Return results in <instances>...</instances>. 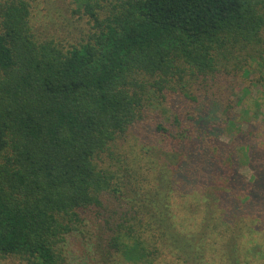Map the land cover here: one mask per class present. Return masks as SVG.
<instances>
[{
    "label": "trees",
    "instance_id": "1",
    "mask_svg": "<svg viewBox=\"0 0 264 264\" xmlns=\"http://www.w3.org/2000/svg\"><path fill=\"white\" fill-rule=\"evenodd\" d=\"M75 3L94 31L65 47L36 29L33 0L0 2V264H256L264 254L249 252L258 245L247 247L240 231L264 236V141L247 133L236 143L243 134L231 126L227 143L202 105L175 110L156 126L167 148L153 147L168 189L142 193L147 173L120 166L117 146L131 129L153 128L151 93L203 102L190 80L216 82L231 62L244 69L252 54L236 51L264 46V0ZM238 150L252 181L240 180ZM180 178L212 186L200 193L207 215L174 212ZM237 178L245 192L235 198Z\"/></svg>",
    "mask_w": 264,
    "mask_h": 264
},
{
    "label": "rangeland",
    "instance_id": "2",
    "mask_svg": "<svg viewBox=\"0 0 264 264\" xmlns=\"http://www.w3.org/2000/svg\"><path fill=\"white\" fill-rule=\"evenodd\" d=\"M1 1L5 0H0V2ZM75 1L76 0H33V24L42 36L56 38L55 41L65 47L78 44L88 38V35L94 31V22L90 16L85 13L84 9L75 13L79 8ZM262 38L264 39V31L262 33ZM236 54L239 56L252 54V58L255 59L249 58V64L244 69L239 68L231 62L223 69L226 74L224 73V75L220 76L216 82L211 80L203 81L202 79L189 81L187 91L196 96L201 94L204 100L203 102L201 99L196 102H192L190 99H188L189 101L182 99L181 103L178 105L176 103L177 99L172 100V94H168L169 92L167 91L164 92L162 97L156 92L154 95L151 93L147 104L148 111H146V113L148 116L146 118H148L147 122L150 123L148 128L151 124L153 128H150L151 130L146 132V124L142 127H135L122 137L117 146V151L120 156H122V161L118 163L120 166L124 167L128 165L129 167H134L137 169V174L140 175H142V172L147 173L146 177L148 184L145 183V181H140L142 178L140 180L138 179L136 183V185L138 184L137 186L141 188L139 192H154L157 189H168V186L165 187L166 184L160 179L164 160L158 153V148L153 147L161 146L164 149L167 148V144L164 143L160 133H155L157 130L156 126L160 121L170 122L175 110L187 111L189 106L195 105V103L197 105H202L207 111H210L209 113L211 116H214L211 121L213 124H216L215 127L218 128L219 132L221 131L222 134L224 133L221 138L227 143L232 144L230 142L232 138L227 135L231 132L229 128L231 126L234 129L231 135L235 134L236 136H240L243 134V139L239 137L236 143L240 140L244 141L245 138H249L247 137L248 134H250V138L257 140L258 143L264 141V80L261 71L262 66L261 68L259 66L260 63L264 62V46H262L260 50H256L255 47H250L247 52L241 53L236 51ZM186 78L188 79V76H186ZM178 92L181 97L184 98L186 92L180 90ZM164 96L167 97L165 98ZM231 101L233 104L230 103ZM226 110H228L227 113ZM226 116H229L233 121H228ZM248 125L249 127H247ZM156 134L157 136L155 137ZM154 141L156 143H154ZM236 143L233 144L236 145ZM260 150L264 152V148ZM237 152V156L241 158L240 164L237 166V171L240 172L241 176L240 180H244V182H247V180L252 181L253 172L247 167L246 161L243 159V153H241L240 150ZM124 153H126V155H123ZM180 154H182V152ZM220 154H224L223 159H225L227 155H231V153L224 152H220ZM124 158H126V160ZM193 170L197 172V166H194ZM261 171L264 172V165ZM218 176L221 177V175ZM181 180L182 178H180L179 183L177 181L176 186H174V189L172 188V191L169 193L172 204L174 205V212L180 214L182 217L188 216L189 218L193 217L195 219L198 218L197 215L202 217L207 215V207L200 205L201 200L205 199L200 193L206 194L210 189L204 190V188L210 185L202 188V184L197 180L187 184L182 183ZM224 180L225 177H222L220 179L221 183L219 184L226 185V187L229 184L230 187L233 181L231 180L226 183ZM240 180L237 178V182L233 184L237 187L235 190L230 188L235 198H237V195L241 196L245 192V189H243L244 186L241 185L242 182ZM204 182H202L203 185L206 184ZM212 184L218 188L217 180H214ZM226 187L224 189H226ZM184 190L190 191L186 192ZM200 190H202V192ZM185 192L190 194H186ZM207 197L209 200V195ZM236 222L240 224V221ZM242 222H245L247 227L252 225L250 218L247 217ZM241 227L242 231H240V233L245 232L246 234L244 238L245 245L247 247L258 245L256 249H250L249 252L253 253L259 251L256 257H261V255L264 254L263 232L262 234L254 231L249 233L246 227ZM94 229L98 236H105V229L102 228L100 224H95ZM105 231L108 232L107 230ZM106 235H108V233H106ZM213 247L217 248L218 246L214 244ZM171 258L174 259L173 257L169 259ZM216 261L217 264H222L223 259L219 256ZM163 264L172 263L170 260H164ZM256 264H264V258H259Z\"/></svg>",
    "mask_w": 264,
    "mask_h": 264
}]
</instances>
